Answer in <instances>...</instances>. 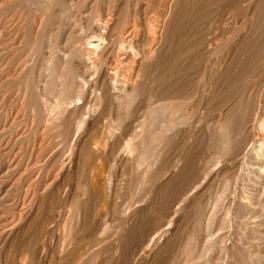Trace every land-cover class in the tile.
Here are the masks:
<instances>
[{
  "label": "rangeland",
  "instance_id": "374dc122",
  "mask_svg": "<svg viewBox=\"0 0 264 264\" xmlns=\"http://www.w3.org/2000/svg\"><path fill=\"white\" fill-rule=\"evenodd\" d=\"M169 1L172 0H0V264H112L115 246L131 231L120 221L123 210L130 204L140 206L148 196L159 205L157 217L165 223L163 230L172 219L174 231L168 233L171 237L164 254L151 258L146 242L135 264H264V155L250 153L254 157L247 158V166L241 162L244 153L231 161L226 127L231 118L238 122L244 113L247 86L239 60L245 48L252 53L250 70L264 78V0L219 1L200 10L201 15L197 13L196 19L205 23V38L203 58H196L197 66L192 69L195 85L184 94L186 98L175 100L173 109L164 113L163 100L150 98L148 93L138 98L140 111L127 121L126 133L122 134L125 136L121 135L125 138L122 142L129 140L134 125L143 123L142 136L136 138L137 150L132 155L106 140L114 123L108 107L102 109L96 121L88 117L97 90L91 66L79 63L85 60L80 51L82 41L92 36L89 33L96 26L102 30L104 22L109 21L111 59L106 71L122 74L127 67L120 64L121 68L113 70L112 62L118 40L130 27L132 10L146 7L143 17L155 23L163 19ZM238 30L246 34L241 44L237 41ZM255 37L261 40L255 43ZM224 53L232 70L226 107L218 100V87L203 75ZM65 54L73 57L71 63L62 64ZM261 84L264 86V80L251 86L252 94ZM208 86L212 100L206 103ZM80 91V98L74 97ZM258 94H253V105ZM64 99L71 103L64 104ZM260 106L253 111L250 142L244 146L252 152L259 145L264 152V139L257 134L264 123V100ZM73 109L84 119L76 131Z\"/></svg>",
  "mask_w": 264,
  "mask_h": 264
},
{
  "label": "bare ground",
  "instance_id": "6f19581e",
  "mask_svg": "<svg viewBox=\"0 0 264 264\" xmlns=\"http://www.w3.org/2000/svg\"><path fill=\"white\" fill-rule=\"evenodd\" d=\"M118 1V0H117ZM128 1V0H127ZM154 1V0H153ZM160 1V0H158ZM165 1V0H164ZM226 3L230 0H172L163 14V19L158 20L155 23L152 21H148L143 17L145 13L146 7L137 8V10H132V19H130V27L125 28L126 30L123 32L124 37L118 40V48L117 52H115L114 58L115 61L113 70L120 67L119 65L123 64L127 67L126 72H122L118 74V71H114L112 73H107L106 65L111 59L110 54V44L112 42L111 35L109 31L112 29L110 22L105 21L103 29L101 30L99 26L95 27L91 33L92 36L82 41V46L80 47L81 56L85 57L84 61H80L81 65H90L93 70V85L97 90L96 97L91 103V107L87 111L88 117L95 118L100 115L103 111L102 109L108 107L110 114L114 116V123L111 124V127L108 129L106 134V140L110 141L109 144L112 147L120 148L123 153L127 155H132L137 150L138 143L135 141L137 137L142 136V124L134 125V132L132 133V137L122 142L124 139L121 138V135L125 132L127 121L133 119V116H137L140 111V102H138V98L140 96H144L146 93L149 94L153 98H158L159 100H163V113L173 109V103L175 100L181 99L186 92H190L189 90L192 86L195 85L193 80L196 78L193 77L192 69L197 66L196 58L202 57L204 51L202 49L204 47L203 43V29L204 22L202 20H197L199 17L197 13L200 10L205 9L209 4H215L217 2ZM124 2V1H122ZM152 2V1H151ZM149 2V3H151ZM246 2V1H245ZM257 2V1H256ZM254 2V3H256ZM166 3V2H165ZM132 4V3H131ZM156 4V3H155ZM261 4V3H260ZM153 5V4H152ZM164 5V4H163ZM92 6V5H91ZM123 6V5H122ZM130 6V5H128ZM155 6V5H154ZM159 6V5H158ZM236 6V5H235ZM120 7V6H119ZM150 7V6H149ZM159 8V7H158ZM157 8V9H158ZM208 8V7H207ZM250 10V7H248ZM256 8V7H254ZM252 8V10H254ZM153 9V8H152ZM248 10V11H249ZM251 10V11H252ZM262 10V9H261ZM102 11V10H101ZM107 11V10H106ZM159 11V10H158ZM104 12V10H103ZM100 12V13H103ZM109 12V11H108ZM120 12V11H119ZM131 12V11H130ZM161 12V11H160ZM258 12V11H256ZM263 12V11H262ZM110 13V12H109ZM148 14V13H147ZM155 14V13H154ZM153 14V15H154ZM162 14V13H161ZM200 14V13H198ZM264 14V13H263ZM106 15V14H105ZM102 15V16H105ZM157 15V14H156ZM155 15V16H156ZM201 15V14H200ZM251 15V14H250ZM262 15V13H261ZM259 15V16H261ZM98 16V15H97ZM110 16V15H109ZM108 16V17H109ZM147 16V15H144ZM256 16V15H255ZM254 16V17H255ZM77 17V16H75ZM126 17V16H125ZM201 17V16H200ZM252 17V16H251ZM128 18V17H127ZM130 18V17H129ZM150 18V17H149ZM74 19V18H73ZM124 19V18H123ZM261 19V18H260ZM85 20V19H84ZM102 20V19H101ZM100 20V21H101ZM126 20V19H125ZM153 20V18H152ZM228 20V19H227ZM251 20V19H250ZM256 20L253 18V21ZM99 21V22H100ZM123 21V20H122ZM202 21V22H200ZM128 22V20L126 21ZM236 22V21H235ZM264 22V21H263ZM89 22H87L88 24ZM125 23V22H123ZM260 23V20L259 22ZM257 23V24H258ZM101 24V22H100ZM114 24V23H113ZM120 24V23H119ZM128 24V23H127ZM262 24V23H261ZM83 25V24H82ZM91 25V24H88ZM264 25V23H263ZM128 25H126L127 27ZM86 27V26H85ZM91 27V26H89ZM113 27V26H112ZM255 27V26H253ZM88 28V27H87ZM92 28V27H91ZM261 28V26H260ZM241 30V29H240ZM238 30V31H240ZM244 30V29H242ZM246 30V29H245ZM247 31V30H246ZM255 31V30H253ZM74 33V32H73ZM245 33V32H244ZM242 31L239 32L238 43H242L246 34ZM255 33V32H254ZM260 33V31H259ZM88 34V33H87ZM206 34V33H205ZM116 36V35H115ZM119 36V35H118ZM117 36V37H118ZM120 37V36H119ZM246 38V37H245ZM256 38V37H255ZM261 37H257L255 39V43H258ZM117 39V38H116ZM115 39V40H116ZM236 41V39H235ZM263 42V41H262ZM261 42V43H262ZM208 43V42H207ZM235 43V42H233ZM240 43V44H241ZM254 43V42H252ZM215 45V44H214ZM254 45V44H250ZM69 46V45H68ZM114 47V46H113ZM225 47V46H224ZM68 48V47H67ZM245 48V47H244ZM251 48V47H250ZM74 49V48H73ZM216 49V48H215ZM242 49V48H241ZM258 49V48H257ZM261 49V48H260ZM66 50V49H65ZM64 50V52H65ZM227 50V49H226ZM229 50V49H228ZM235 50V48H234ZM264 50V49H263ZM261 50V51H263ZM112 51V50H111ZM211 49L208 48V52L210 53ZM217 51V50H216ZM244 51V50H243ZM255 51V50H254ZM225 52V51H224ZM258 52V51H257ZM226 53V52H225ZM224 53V54H225ZM236 53V52H234ZM264 53V52H263ZM212 54V53H211ZM223 54V53H221ZM233 54V53H232ZM252 54V53H251ZM250 53H247V49L245 48L242 57H240V67L245 72L244 80L247 86V91L245 94L244 100V113L240 121L237 122L235 119H230L228 123H226L227 132H228V142L230 146L229 159L233 161L236 157H239L241 153H244L242 165L247 166V158L252 156L251 154H255L256 157H262L264 154L262 145L254 148L253 152L251 148H244L247 142L250 140L251 131L250 128L251 121L254 114V109L260 106L262 100H264V86H261L256 89V92H259L257 101L253 105L252 97L253 93L250 90L251 86H254L257 81L264 80L260 74L256 72V70H250ZM256 54V52L254 53ZM259 56V54H256ZM209 56V55H208ZM211 56V55H210ZM59 57V56H57ZM62 57V56H61ZM229 57V56H228ZM236 57V56H235ZM113 58V57H112ZM254 59V58H251ZM113 60V59H112ZM111 60V61H112ZM255 60V59H254ZM73 61V57L71 55L65 54L63 55L62 64H66L67 62L71 63ZM232 62V61H231ZM48 63V62H47ZM262 63V62H261ZM206 64V63H205ZM215 67L212 66L209 71H204L203 75L207 77V81L210 84H215L216 87L220 90L219 94V102L224 103L223 105L226 107V102L229 99V84H230V63L227 60V55H223L222 59L215 62ZM253 64V63H252ZM67 66V65H65ZM123 66V68H125ZM206 66H209L206 64ZM121 68V67H120ZM122 68V69H123ZM77 69V68H76ZM256 69H258L256 67ZM126 70V68H125ZM124 71V70H120ZM30 72V71H29ZM66 74V73H65ZM206 74V75H205ZM66 76V75H65ZM232 76V75H231ZM258 76V78H256ZM67 78V77H66ZM83 78V77H82ZM88 78V77H87ZM79 79V78H78ZM86 79V78H84ZM82 81V80H81ZM55 83V82H54ZM84 83V82H83ZM82 84V83H81ZM232 84V83H231ZM77 85V84H76ZM205 85V84H204ZM259 85V84H258ZM67 86V85H66ZM72 86V85H71ZM57 86L56 88H58ZM83 87V86H82ZM81 87V88H82ZM231 87V86H230ZM258 87V86H257ZM79 88V87H78ZM79 88V89H81ZM208 88V90H207ZM27 89V88H26ZM77 89V88H76ZM197 89V87H195ZM86 90V89H85ZM84 90V93H85ZM207 93L204 95V101L208 103L212 100V97L209 96L210 86L206 87ZM218 91V90H216ZM199 92V91H198ZM203 92V91H202ZM239 92V91H238ZM67 93V92H66ZM74 93V92H73ZM79 93H74V97L80 98ZM96 93V92H95ZM212 94V93H211ZM217 95V94H216ZM238 95V94H236ZM83 96V94H82ZM215 96V95H214ZM218 96V95H217ZM41 97V96H40ZM255 97V96H254ZM131 98V99H129ZM183 98H186L183 97ZM215 98V97H214ZM239 98V97H238ZM60 99V98H59ZM75 100V98H74ZM156 100V99H153ZM217 100V102H218ZM157 102V101H156ZM234 102V101H233ZM60 103V102H59ZM63 103H71V101L63 100ZM155 103V102H154ZM57 104V103H56ZM62 105V103H60ZM78 105V103H76ZM140 104V105H139ZM59 105V104H58ZM143 105V104H142ZM146 105V104H144ZM218 105V104H217ZM231 105V104H229ZM263 105V104H262ZM55 106V105H54ZM60 106V105H59ZM74 106V105H73ZM203 106V105H202ZM214 106V105H213ZM53 107V106H52ZM189 107V106H188ZM230 107V106H229ZM49 108V107H48ZM63 108V107H62ZM88 108V107H87ZM228 108V107H227ZM226 108V109H227ZM257 108V110H258ZM59 109V108H57ZM50 110H52L50 108ZM54 110V109H53ZM67 110V109H66ZM73 109V112L76 110ZM105 110V109H104ZM261 110H264L261 108ZM160 111V110H159ZM226 111V110H222ZM243 111V109H242ZM54 112V111H52ZM70 112V110H69ZM105 112V111H104ZM138 112V113H137ZM261 112V111H259ZM224 113V112H223ZM262 113V112H261ZM71 114V113H69ZM74 114V113H73ZM103 114V113H102ZM220 114V113H219ZM225 114V113H224ZM223 114V115H224ZM230 114V113H229ZM47 115V114H46ZM85 115V113H84ZM140 115V114H139ZM222 115V114H221ZM228 115V114H227ZM67 116V114H66ZM33 117V116H32ZM53 117V116H52ZM101 117V116H100ZM99 117V118H100ZM226 117V116H225ZM67 118V117H65ZM74 131H76L83 123V117L79 116L77 113L74 114ZM222 118V117H221ZM261 119V117H259ZM264 118V116H263ZM98 119V118H97ZM223 119V118H222ZM34 120V119H33ZM32 120V121H33ZM38 120V119H36ZM63 120V119H61ZM66 120V119H65ZM63 120V121H65ZM93 120V121H94ZM35 121V120H34ZM69 121V120H68ZM72 121V120H71ZM88 121V120H87ZM96 121V120H95ZM261 121V120H260ZM46 122V121H45ZM150 122V121H149ZM52 123V122H51ZM95 123V122H93ZM97 123V122H96ZM255 123V122H254ZM262 123V122H260ZM43 124V123H42ZM60 124V123H58ZM50 126V125H49ZM90 126V124H89ZM72 127V129H73ZM86 127V126H85ZM91 127V126H90ZM139 127V128H137ZM61 130V129H60ZM87 130V129H86ZM130 130V128H128ZM162 130V129H161ZM90 132V130H88ZM87 131V132H88ZM128 132V131H127ZM148 132V131H147ZM162 132V131H161ZM126 133V132H125ZM72 134V133H71ZM80 134V133H78ZM87 134V133H86ZM258 138L264 139V123L260 124L258 127ZM84 135V134H83ZM97 135V134H96ZM64 136V135H63ZM66 136V135H65ZM125 136V135H122ZM87 137V135H86ZM79 138V137H78ZM83 138V137H82ZM85 138V137H84ZM83 138V139H84ZM148 138V137H147ZM8 139V138H7ZM123 139V140H122ZM159 139V138H158ZM255 139V138H254ZM253 139V140H254ZM257 139V138H256ZM255 139V140H256ZM122 140V141H121ZM255 143V141H253ZM77 141V140H76ZM226 141V140H225ZM122 142V143H121ZM161 142V141H160ZM250 142V141H249ZM258 142V140L256 141ZM260 142V140H259ZM258 142V143H259ZM7 143V142H6ZM163 144V143H162ZM251 144V143H250ZM249 144V145H250ZM10 145V144H9ZM8 145V147H9ZM44 145V144H43ZM75 145V143H73ZM93 145V144H92ZM14 147V146H13ZM252 147V146H251ZM100 150V149H98ZM108 150H110L108 148ZM13 151V150H12ZM11 151V152H12ZM113 151V150H112ZM10 152V151H9ZM81 152V151H80ZM185 152V151H184ZM110 153V152H108ZM251 153V154H250ZM82 154V153H81ZM239 155V156H238ZM183 156V155H182ZM16 157V156H14ZM121 157V156H119ZM157 157V156H156ZM254 157V156H252ZM125 158V157H124ZM71 159V158H70ZM219 159V158H217ZM221 159V158H220ZM251 159V158H249ZM253 159V158H252ZM257 159V158H256ZM61 160V159H60ZM76 160V158H75ZM97 160V159H96ZM111 160V159H110ZM155 160V159H154ZM181 160V159H180ZM254 160V159H253ZM119 161V160H118ZM218 161V160H217ZM260 161V160H259ZM153 162V161H152ZM158 162V161H156ZM161 162V161H159ZM257 163V161H255ZM12 163V162H11ZM47 163V162H46ZM78 163V162H76ZM178 163V162H177ZM180 163V161H179ZM185 163V162H183ZM216 164V162L214 161ZM239 163V161L237 162ZM250 162H248L249 164ZM255 163V164H256ZM10 164V162H9ZM15 164V163H14ZM20 164V163H19ZM24 164V163H23ZM70 164V163H68ZM234 164V163H233ZM261 164V163H260ZM77 165V164H76ZM178 165V164H177ZM250 165V164H249ZM257 165V164H256ZM12 166V164L10 165ZM8 166V167H10ZM66 166V165H65ZM87 166V165H86ZM212 166V165H211ZM210 166V167H211ZM8 167H6L8 169ZM16 167V166H15ZM21 167V166H20ZM67 167V166H66ZM113 167V166H112ZM116 167V166H115ZM169 167V166H168ZM176 167V166H175ZM178 167V166H177ZM217 167V166H216ZM24 169V167H22ZM86 168V167H85ZM123 168V167H122ZM231 168V167H230ZM260 168V167H259ZM21 169V168H20ZM66 169V168H63ZM118 169V168H117ZM175 169V168H174ZM210 169V168H209ZM247 169V168H246ZM76 170V169H75ZM125 170V169H124ZM207 170V169H206ZM41 171V170H40ZM64 171V170H63ZM77 171V170H76ZM75 171V172H76ZM94 171V170H92ZM91 171V172H92ZM205 171V170H204ZM215 171V170H214ZM228 171V170H227ZM24 172V171H23ZM73 172V173H75ZM117 172V170L115 171ZM157 172V170H156ZM159 172V171H158ZM210 172V171H209ZM223 172V171H222ZM235 172V171H234ZM64 173V172H63ZM195 173V172H194ZM219 173V172H218ZM221 173V172H220ZM231 173V172H230ZM246 173V172H245ZM62 174V173H61ZM79 174V173H78ZM87 174V173H86ZM229 174V173H228ZM240 174V173H237ZM248 174V173H247ZM18 175V174H17ZM25 175V174H24ZM63 175V174H62ZM262 175V174H261ZM98 176V175H97ZM113 176V175H112ZM249 176V175H248ZM16 177V176H14ZM29 177V176H28ZM51 177V176H49ZM75 177V176H74ZM237 177V176H236ZM261 177V176H260ZM43 178V177H42ZM41 178V179H42ZM64 178V176H63ZM112 178V177H111ZM238 178V177H237ZM40 179V178H39ZM40 179V180H41ZM52 179V178H51ZM59 179V178H58ZM65 179V178H64ZM76 179V178H75ZM88 179V178H87ZM116 179V178H115ZM91 180V179H90ZM100 180V179H98ZM107 180V179H106ZM110 180V178H109ZM235 180V179H234ZM246 180V179H244ZM263 180V179H262ZM36 181V180H35ZM46 181V180H45ZM93 181V180H91ZM104 181V180H103ZM149 181V180H147ZM254 181V180H253ZM256 181V180H255ZM254 181V182H255ZM12 182V181H11ZM66 182V181H65ZM80 182V181H78ZM94 182V181H93ZM98 182V181H97ZM109 182V181H108ZM222 182V181H221ZM240 182V181H239ZM250 182H252L250 180ZM48 183V181H47ZM61 183V182H60ZM238 183V182H237ZM11 184V183H10ZM34 184V183H33ZM36 184V183H35ZM58 184V182H57ZM57 184H55L57 186ZM109 184V183H108ZM114 184V183H113ZM259 184V183H258ZM39 185V184H38ZM75 185V184H74ZM177 185V184H176ZM232 185V184H231ZM238 185V184H237ZM59 186V185H58ZM95 186V185H94ZM239 186V185H238ZM241 186V185H240ZM261 186V185H260ZM6 187V186H5ZM62 187L61 185L59 186ZM252 188V186H250ZM254 187V186H253ZM36 188V187H35ZM39 188V187H38ZM51 188V187H50ZM64 188V187H63ZM236 188V187H235ZM234 188V189H235ZM244 188V187H242ZM42 189V187H41ZM254 189V190H253ZM250 189L256 191L255 188ZM10 190V189H8ZM5 190V191H8ZM30 190H32L30 188ZM117 190V189H116ZM144 190V189H143ZM146 190V189H145ZM232 190V187H231ZM4 191V192H5ZM44 191V190H43ZM42 191V192H43ZM110 191V190H109ZM115 191V190H114ZM235 191V190H234ZM12 192V191H11ZM21 192V191H20ZM35 192V191H34ZM81 192V191H80ZM6 193V192H5ZM33 193V192H32ZM39 193V192H38ZM37 193V194H38ZM108 193V192H107ZM151 193V192H150ZM248 193V192H247ZM8 194V193H7ZM14 194H16L14 192ZM40 194V193H39ZM78 194V193H77ZM113 194V193H112ZM152 194V193H151ZM232 194V193H230ZM236 194V193H235ZM259 194V193H258ZM11 195V194H10ZM20 195V193H19ZM30 195V194H28ZM51 195V194H50ZM56 195V194H55ZM72 195V194H71ZM70 195V196H71ZM98 195V194H97ZM250 195V194H249ZM25 196H27L25 194ZM23 196V197H25ZM60 196V195H59ZM96 196V195H95ZM232 196V195H231ZM244 195H242L243 197ZM15 197V196H14ZM40 197V196H39ZM49 197V196H48ZM58 197V196H56ZM55 197V198H56ZM73 197V196H72ZM77 197V196H76ZM81 197V196H80ZM90 198V196L88 195ZM237 197V194L236 196ZM249 197V196H247ZM246 197V198H247ZM34 198V197H33ZM35 198H37L35 196ZM51 198H53L51 196ZM50 198V199H51ZM95 198V197H93ZM98 198V196H97ZM103 198V197H102ZM192 198V197H191ZM240 198V197H239ZM256 198V195H255ZM12 199V198H11ZM38 199V198H37ZM41 199V197H40ZM49 199V201H50ZM54 199V198H53ZM70 199V198H69ZM96 199V198H95ZM46 200V199H45ZM73 200V199H72ZM85 200V199H84ZM232 200V199H231ZM243 200V199H239ZM35 201V199H34ZM38 201V200H37ZM48 201V200H46ZM48 201V202H49ZM76 201V200H75ZM90 201V200H89ZM106 201V200H105ZM234 201V200H233ZM245 201V199L243 200ZM39 202V201H38ZM41 202V200H40ZM44 202V201H42ZM41 202V203H42ZM86 202V201H85ZM2 203V202H1ZM15 203V202H14ZM19 203V202H18ZM33 203V202H32ZM233 203V202H232ZM236 203V201L234 202ZM238 203V201H237ZM243 203V202H242ZM248 203V202H246ZM253 203H256L255 201ZM37 204V203H36ZM45 204V203H44ZM49 204V203H48ZM55 205V203H53ZM91 204V203H90ZM88 204V205H90ZM97 204V203H95ZM240 204V203H239ZM252 204V203H250ZM1 205V204H0ZM24 205V204H23ZM43 205V204H41ZM52 205V204H51ZM134 205V204H133ZM174 205V204H173ZM229 205V204H228ZM19 206V205H17ZM21 206V205H20ZM35 206V205H34ZM102 206V205H101ZM234 206V205H233ZM251 206V205H250ZM37 207V206H36ZM39 207V206H38ZM44 207V206H43ZM42 207V208H43ZM159 205L154 203L153 199L148 196L145 198L144 202L140 206H132L128 205L121 215L120 221L124 227L131 229V231L124 236V238L115 246V253L111 257L112 264H135V258L140 253H142L145 249V244L148 242L149 247L151 248V258L160 255L163 252L164 247L167 245L169 241L168 233L172 232V222L168 224L167 230H163V221L158 219L157 210ZM172 207V206H171ZM230 207V205H229ZM236 207V206H235ZM238 207V206H237ZM41 208V209H42ZM45 208V207H44ZM233 208V207H232ZM248 208V207H246ZM27 209V208H25ZM52 209V208H51ZM48 209V210H51ZM89 209V208H88ZM109 209V208H108ZM111 209V207H110ZM109 209V210H110ZM231 209V208H230ZM250 209V208H249ZM253 209V208H252ZM31 210V209H30ZM36 210V209H35ZM46 210V209H44ZM47 210V211H48ZM53 210V209H52ZM83 210V209H81ZM15 211V210H14ZM17 211V210H16ZM46 211V212H47ZM85 211V210H84ZM87 211V210H86ZM169 212V210H167ZM35 212V211H34ZM49 212V211H48ZM73 212V211H72ZM173 212V211H171ZM229 212V211H228ZM231 212V211H230ZM41 214V212H39ZM45 213V212H44ZM66 213V212H65ZM71 213V212H69ZM95 213V212H94ZM30 214V213H29ZM33 214V213H32ZM172 214V213H170ZM18 215V214H17ZM26 215V214H25ZM213 215V214H211ZM210 215V216H211ZM230 215V214H228ZM233 215V214H231ZM83 216V215H82ZM169 215H167L168 217ZM184 216V215H183ZM235 216V214H234ZM233 216V217H234ZM88 217V216H87ZM105 217V216H104ZM181 217V216H180ZM232 217V218H233ZM85 218V217H84ZM249 218V217H248ZM26 219V218H25ZM51 220V218L49 217ZM179 219V218H178ZM14 220V219H13ZM42 220V219H41ZM48 220V219H45ZM87 220V219H86ZM26 221V220H25ZM30 221V220H29ZM81 221V220H80ZM88 221V220H87ZM236 221V220H235ZM65 222V221H64ZM177 223V221H175ZM238 222V221H237ZM240 222V221H239ZM41 223V222H39ZM44 223V222H43ZM235 223V222H233ZM254 223V222H253ZM46 224V223H45ZM75 224V223H74ZM88 224V223H86ZM182 224V223H181ZM228 224V223H227ZM259 224V223H258ZM7 225V224H6ZM42 225V224H41ZM44 225V224H43ZM42 225V226H43ZM62 225V224H61ZM97 225V223H96ZM9 226V225H7ZM63 226V225H62ZM65 226V225H64ZM259 226V225H258ZM11 227V226H10ZM254 227V226H252ZM1 228V227H0ZM6 228V227H5ZM64 228V227H63ZM88 228V227H87ZM70 229V228H69ZM101 230V228H98ZM190 229V228H189ZM232 229V228H231ZM258 229V228H257ZM3 230V229H2ZM43 230V228H42ZM84 230V229H83ZM91 230V229H90ZM259 230V229H258ZM256 230V231H258ZM94 231V230H92ZM255 231V230H254ZM262 230H260L261 232ZM2 232V231H1ZM66 232V231H65ZM69 232V231H68ZM97 232V231H96ZM95 232V233H96ZM118 232V231H117ZM177 232V231H176ZM253 232V231H252ZM71 233V232H69ZM120 233V232H119ZM231 233V232H230ZM7 234V233H6ZM10 234V233H9ZM38 234V233H37ZM63 234V232H62ZM170 234V233H169ZM4 235V234H3ZM39 235V234H38ZM36 235V238L39 236ZM53 236V234H51ZM175 235V234H174ZM243 235V234H242ZM260 235V234H259ZM38 236V237H37ZM47 236V235H46ZM72 236V235H71ZM87 236V235H86ZM85 236V237H86ZM81 237V236H80ZM111 237V236H110ZM231 237V236H230ZM30 238V237H29ZM27 238V239H29ZM41 238V237H40ZM238 238V237H237ZM192 239V238H191ZM235 239V238H234ZM243 239V238H242ZM25 240V239H23ZM30 240V239H29ZM36 240V239H35ZM38 240V239H37ZM40 240V239H39ZM54 240V239H53ZM110 240V239H109ZM112 240V239H111ZM232 240V238H231ZM55 241V240H54ZM70 241V240H69ZM228 241V238H227ZM36 242V241H35ZM107 242V241H106ZM235 242V241H234ZM243 242V241H242ZM26 243V242H25ZM39 243V242H38ZM37 243V244H38ZM55 243V242H54ZM239 243V242H238ZM34 244V243H33ZM105 244V243H104ZM231 244H234L231 242ZM230 244V245H231ZM240 244V243H239ZM29 245V244H27ZM54 245V244H53ZM242 245V244H241ZM24 246V245H23ZM112 246V245H111ZM229 246V245H228ZM234 246H236L234 244ZM71 247V246H70ZM230 247V246H229ZM95 248V246H94ZM100 248V247H99ZM166 248V247H165ZM29 249V248H28ZM32 249V248H31ZM34 249V248H33ZM172 249V248H171ZM241 249V248H240ZM209 250V249H208ZM26 251V250H25ZM170 251V250H169ZM174 251V250H173ZM172 251V252H173ZM228 251V250H227ZM235 251V250H234ZM165 252V251H164ZM163 252V254H164ZM171 252V253H172ZM7 253V252H6ZM226 253V252H225ZM240 253V252H239ZM242 253V252H241ZM168 254H170L168 252ZM96 255V254H95ZM143 255V254H142ZM225 255V254H224ZM97 256V255H96ZM233 256V255H232ZM141 257V256H139ZM171 257V256H170ZM235 257V255H234ZM35 259V258H34ZM95 259V258H94ZM139 259V258H138ZM170 259V258H168ZM235 259V258H234ZM104 260V258H103ZM108 260V259H107ZM145 260V259H144ZM226 260V259H225ZM237 260V259H236ZM229 261V260H228ZM238 261V260H237ZM66 262V261H65ZM137 262V260H136ZM181 262V261H180ZM226 262V261H224ZM101 263V262H100ZM263 263V262H262ZM108 264V263H107ZM145 264V262H144ZM239 264V263H238ZM244 264V263H243Z\"/></svg>",
  "mask_w": 264,
  "mask_h": 264
}]
</instances>
